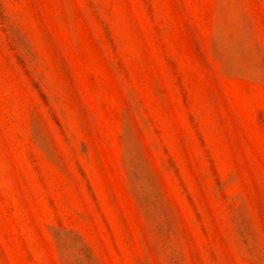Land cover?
<instances>
[{"label":"rangeland","instance_id":"374dc122","mask_svg":"<svg viewBox=\"0 0 264 264\" xmlns=\"http://www.w3.org/2000/svg\"><path fill=\"white\" fill-rule=\"evenodd\" d=\"M0 264H264V0H0Z\"/></svg>","mask_w":264,"mask_h":264}]
</instances>
